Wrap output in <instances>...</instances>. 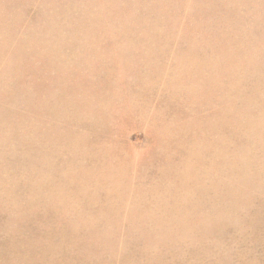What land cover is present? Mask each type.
<instances>
[{"label":"rangeland","instance_id":"rangeland-1","mask_svg":"<svg viewBox=\"0 0 264 264\" xmlns=\"http://www.w3.org/2000/svg\"><path fill=\"white\" fill-rule=\"evenodd\" d=\"M262 230L264 0H0V264H264Z\"/></svg>","mask_w":264,"mask_h":264},{"label":"bare ground","instance_id":"bare-ground-1","mask_svg":"<svg viewBox=\"0 0 264 264\" xmlns=\"http://www.w3.org/2000/svg\"><path fill=\"white\" fill-rule=\"evenodd\" d=\"M171 18H172V17H171ZM93 21H94V20H93ZM165 28H166V27H165ZM192 28H193V27H192ZM98 33H99V32H98ZM96 54H97V53H96ZM182 134H183V133H182ZM200 208H201V207H200ZM201 209H202V208H201ZM201 211H202V210H201ZM236 213H237V212H236ZM262 231H264V230H262ZM262 231H260V232H262ZM262 235H264V234H262ZM24 240H25V239H24ZM132 240H134V239L132 238ZM3 243H4V242H3ZM5 244H6V243H5ZM0 245L2 246L3 244H0ZM6 245H9V244H6ZM3 246H4V245H3ZM5 247H6V246H5ZM2 248H3V247H2ZM8 248H9V246H8ZM13 248H14V247H13ZM16 248H17V247H16ZM0 249H1V248H0ZM10 249H11V248H10ZM6 250H7V249H6ZM0 251H1V250H0ZM2 251H3V250H2ZM11 251H13V250H11ZM16 251H17V250H16ZM3 252H4V251H3ZM8 252H9V250H8ZM9 253H10V252H9ZM9 253H8V257H9V255H10ZM14 253H15V250L13 251V254L11 253V254H12V255H11L12 257H13V255H14ZM16 253H17V252H16ZM16 253H15V256L19 255L18 253H17V255H16ZM29 253H30V252H29ZM37 253H38V252H37ZM37 253H36V254H37ZM39 253H40V252H39ZM0 254H1V253H0ZM3 254H4V253H3ZM34 254H35V253H34ZM42 254H43V253H42ZM126 254H127V253H126ZM4 255H5L4 257H6V255H7L6 252H5ZM30 255H31V254H28V256H30ZM39 255H40V254H39ZM45 255H46V254H45ZM124 255H125V254H124ZM195 255H196V254H195ZM0 256H1V255H0ZM33 256H34V255H33ZM35 256H37V255H35ZM8 257H6V258H8ZM12 257H11V259H12ZM17 257H18V256H17ZM25 257H26V256H25ZM240 257H241V256H240ZM1 258H2V256L0 257V259H1ZM31 258H32V257H31ZM34 258H35V257H33V259H34ZM43 258H44V257H43ZM195 258H196V257H195ZM11 259H8L7 261L10 262ZM56 259H57V258H56ZM59 259H61V258H59ZM182 259H183V258H181V260H182ZM1 260H4V259H1ZM12 260H14V259H12ZM38 260H39V258H38ZM184 260H185V259H184ZM184 260H183V262H186V261H187V260H186V261H184ZM4 261L6 262V259H5ZM4 261H3V262H4ZM61 261H62V260H61ZM16 262H17V261H16ZM16 262L14 261L13 263L15 264ZM18 262L21 263L20 261H18ZM177 262H178V261H177ZM236 262H237V261H236ZM24 263H25V262H24ZM55 263H60V264H61V262H59V261H58V262H55ZM180 263H181V262L179 261V264H180ZM207 263H208V262H207ZM211 263H212V262H211ZM5 264H6V263H5ZM127 264H128V263H127ZM131 264H133V263H131ZM182 264H183V263H182Z\"/></svg>","mask_w":264,"mask_h":264}]
</instances>
